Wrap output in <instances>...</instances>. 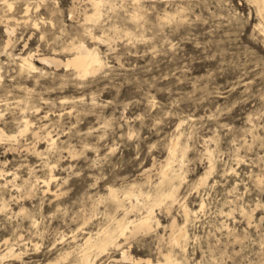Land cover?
Instances as JSON below:
<instances>
[{"label": "rangeland", "instance_id": "1", "mask_svg": "<svg viewBox=\"0 0 264 264\" xmlns=\"http://www.w3.org/2000/svg\"><path fill=\"white\" fill-rule=\"evenodd\" d=\"M101 1L0 0V264H264V0Z\"/></svg>", "mask_w": 264, "mask_h": 264}, {"label": "bare ground", "instance_id": "2", "mask_svg": "<svg viewBox=\"0 0 264 264\" xmlns=\"http://www.w3.org/2000/svg\"><path fill=\"white\" fill-rule=\"evenodd\" d=\"M92 2H93V7L95 9V10L94 9L93 10L95 12H92L93 15H89V16L86 15L87 18H89V19L99 13L102 1L101 0H92ZM261 7H262V5L260 4L259 8L261 9ZM86 16H85V19H87ZM89 19H88V21H89ZM11 29L12 28H10L9 26L7 27V31L9 33H11V31H13V29L12 30ZM9 40H11V39H9ZM9 40H8V42H9ZM65 49H69V50L72 49V50H74V53L71 56H69L68 58H66V59H61L60 57L55 56V55H43V56L40 57V59L45 61V62H48V63H51V64H55L56 66L65 65L67 67H73L76 70V72L78 73V75H80V76H86L88 74L94 73L97 70L101 69L102 66H103L104 61L99 56L98 52L88 48L87 45H85L84 43H80V44H77V45H75V44L67 45V46H65ZM21 69L22 70H28L30 72L31 71H36L38 69V67L36 66V64H35V62H34V60L32 58V55H28V56L22 57V59H21ZM0 77H1V74H0ZM29 123H30V121L28 119H26L25 120V127L26 128H28ZM3 132H4V130H3ZM0 138H2V133L1 132H0ZM174 146L177 147L176 144ZM171 149H173V148H171ZM171 151L173 153V150H171ZM174 152H176V149L174 150ZM172 153H171V155H172ZM167 161H168L167 165H169V160H167ZM165 172H166V170H165ZM167 175H169V174H166V175L163 174V178L165 176H167ZM165 180H167V179H165ZM176 191H177L176 187H173L171 190H169V191L163 193V195H161L162 199L160 197L159 198L161 200H163V199H175L176 198V193H177ZM113 195H115V194H113ZM185 209H186V213L188 215L190 211H189V209L187 207H185ZM152 219H153V215H152L151 212H149L146 215H144L143 217H141L138 221L134 220V219L133 220H129L128 221V225H123L122 222L119 221V225H120L121 229H125L129 225H132L133 226L132 232L136 233L138 231L140 232L141 229H143V231H144V229L148 230L151 227ZM175 227H176V220H174L172 222V225H171V228H172L171 229L172 230V233H171V239L172 240H171V242H173L174 244H179L181 242L182 238L185 239L187 231L184 229V226H183V227H180L178 229V232H176L175 231L176 230ZM100 237H101L100 241L99 242L97 241V242H95L92 245H95L98 248H104V247H106L108 245V243L110 241V237L108 235H104L103 236L102 234L100 235ZM6 242L8 243V239H6ZM86 243L91 246L90 238L87 239ZM88 248L89 247L85 248V251L84 252L82 251V255H81V257H79V259L81 261H83V262L86 261L87 258H88V251H87ZM8 251L12 252V254H14V255H18L19 254V253H16L14 251V247L11 246V244L8 245ZM66 256H68V255L66 254ZM123 257L126 258V259L129 258L125 251L123 252ZM163 257L165 259L164 262L159 260L158 262L155 263L149 258V259H147L146 263H148V264H169L173 260V254H171L170 252L163 254ZM127 260H129V259H127ZM140 263H142V262H140Z\"/></svg>", "mask_w": 264, "mask_h": 264}]
</instances>
